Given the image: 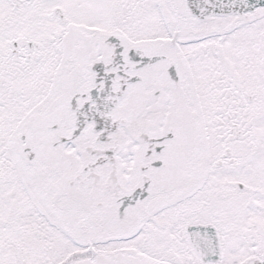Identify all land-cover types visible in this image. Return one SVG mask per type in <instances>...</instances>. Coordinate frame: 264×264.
I'll list each match as a JSON object with an SVG mask.
<instances>
[{
  "label": "snow or ice",
  "instance_id": "snow-or-ice-1",
  "mask_svg": "<svg viewBox=\"0 0 264 264\" xmlns=\"http://www.w3.org/2000/svg\"><path fill=\"white\" fill-rule=\"evenodd\" d=\"M0 264H264V0H0Z\"/></svg>",
  "mask_w": 264,
  "mask_h": 264
}]
</instances>
